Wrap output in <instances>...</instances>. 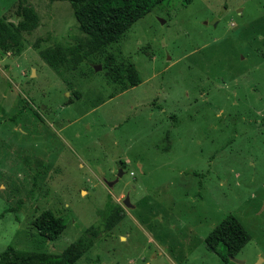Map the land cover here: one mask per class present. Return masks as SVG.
<instances>
[{"label": "rangeland", "instance_id": "1", "mask_svg": "<svg viewBox=\"0 0 264 264\" xmlns=\"http://www.w3.org/2000/svg\"><path fill=\"white\" fill-rule=\"evenodd\" d=\"M27 4L24 50L0 51V252L94 235L74 264H231L203 240L232 214L250 234L233 256L264 264V0H166L59 71L41 51L83 38L71 5ZM109 55L141 81L115 93ZM44 209L65 221L54 239L32 225Z\"/></svg>", "mask_w": 264, "mask_h": 264}, {"label": "trees", "instance_id": "2", "mask_svg": "<svg viewBox=\"0 0 264 264\" xmlns=\"http://www.w3.org/2000/svg\"><path fill=\"white\" fill-rule=\"evenodd\" d=\"M27 1L18 0L17 12L21 19L17 23L8 20L6 16L0 17V51L21 54L24 50L23 33L30 32L38 25V15ZM67 1L83 38L73 46H55L41 51V57L55 71L64 66H77L90 53L97 56L103 54L106 46L118 41L137 19L166 0ZM103 65L107 68V77L115 83V93L141 81L137 69L130 62L117 65L109 55ZM117 211L114 223L121 218L120 210ZM32 225L45 238L54 239L63 231L65 221L62 216L44 209L32 220ZM93 228L89 227L87 232L93 231ZM249 240L248 230L234 215L229 214L205 236L203 242L208 250L218 254L224 262L233 264L229 257L235 255ZM93 242L94 235L81 237L59 254L23 250L8 245L0 252V264H74Z\"/></svg>", "mask_w": 264, "mask_h": 264}, {"label": "water", "instance_id": "3", "mask_svg": "<svg viewBox=\"0 0 264 264\" xmlns=\"http://www.w3.org/2000/svg\"><path fill=\"white\" fill-rule=\"evenodd\" d=\"M100 66H98L97 68H99ZM118 175H122V171L121 169L119 170V174ZM114 182H108L107 184L110 186L112 185ZM123 204L126 205V206H129V200H128V196H125L124 199H123ZM230 259L235 262V263H238V264H244L245 261L244 260H241V259H237L235 258L234 256H230ZM148 264H165L163 259L161 257L159 258H153L151 259L150 262H148Z\"/></svg>", "mask_w": 264, "mask_h": 264}, {"label": "crops", "instance_id": "4", "mask_svg": "<svg viewBox=\"0 0 264 264\" xmlns=\"http://www.w3.org/2000/svg\"><path fill=\"white\" fill-rule=\"evenodd\" d=\"M153 258H159L158 256H152V258L151 259H153ZM162 258V257H161ZM163 259V258H162ZM163 261H164V259H163ZM148 262L149 261H147L145 264H148ZM166 264V263H165Z\"/></svg>", "mask_w": 264, "mask_h": 264}]
</instances>
